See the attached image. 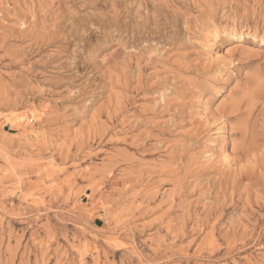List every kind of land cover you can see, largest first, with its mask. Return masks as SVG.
Wrapping results in <instances>:
<instances>
[{"label":"rangeland","instance_id":"1","mask_svg":"<svg viewBox=\"0 0 264 264\" xmlns=\"http://www.w3.org/2000/svg\"><path fill=\"white\" fill-rule=\"evenodd\" d=\"M0 264H264V0H0Z\"/></svg>","mask_w":264,"mask_h":264},{"label":"bare ground","instance_id":"2","mask_svg":"<svg viewBox=\"0 0 264 264\" xmlns=\"http://www.w3.org/2000/svg\"><path fill=\"white\" fill-rule=\"evenodd\" d=\"M211 34H212V36H211V39L209 40L210 46L213 45L219 38V34H213V33H211Z\"/></svg>","mask_w":264,"mask_h":264}]
</instances>
